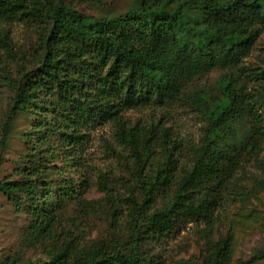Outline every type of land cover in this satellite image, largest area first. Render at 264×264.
Returning <instances> with one entry per match:
<instances>
[{"label": "trees", "instance_id": "1", "mask_svg": "<svg viewBox=\"0 0 264 264\" xmlns=\"http://www.w3.org/2000/svg\"><path fill=\"white\" fill-rule=\"evenodd\" d=\"M17 21L39 30V49L33 67L14 79L8 68L18 58L12 36ZM262 26L264 0H137L126 12L103 17L67 0H0V83L15 90L3 142L16 116L41 115L34 128L37 154L30 153L25 177L0 179V192L18 208L26 200L31 233L53 245L45 260L7 255L0 264H161L156 248L175 230L190 223L214 229L236 201L237 173L263 151L258 98L242 80ZM215 70L224 73L215 85L198 84ZM173 105L202 116L197 141L162 123L133 124L125 115ZM106 124L114 142L105 144L122 174L112 180L99 173L110 234L82 244L56 232L59 210L80 197L81 187L66 179L54 189L45 177L57 151L38 152L55 136L84 168L91 131ZM234 244L230 232L220 234L203 264H230Z\"/></svg>", "mask_w": 264, "mask_h": 264}, {"label": "rangeland", "instance_id": "2", "mask_svg": "<svg viewBox=\"0 0 264 264\" xmlns=\"http://www.w3.org/2000/svg\"><path fill=\"white\" fill-rule=\"evenodd\" d=\"M74 8L94 16H117L137 0H67ZM179 4V3H178ZM195 16L197 11L189 12ZM18 58L8 71L18 79L22 69L29 70L34 65V50L39 49V30L27 22L17 21L12 33ZM242 74L245 89L258 98V110L264 126V26L251 54L245 59ZM224 75L223 71L203 77L200 86L212 87ZM3 83V82H2ZM15 99V90L0 83V179L22 180L23 168L30 166V153L38 143L35 125L41 119L39 114H19L12 122V130L7 144L3 142L5 123L10 122V112ZM47 119L52 114L48 113ZM133 124L162 123L172 129L179 137L197 141L204 126L202 116L191 107L183 105L158 108H138L125 113ZM105 140L114 142L112 126L102 125L91 131L84 153V168L75 166V157L69 147H60L59 140L51 137V145L43 146L38 155L47 156L51 149L57 154L50 158L52 173L45 178L53 188L66 179L74 180L80 188V197L68 201L58 212L56 232H68L82 244H91L110 234L109 205L104 192L98 184L99 173L122 174L117 159L107 149ZM37 154V152L35 153ZM84 177L88 186L84 185ZM123 192V190H121ZM236 201L230 202L222 212L214 229L208 230L204 223H190L168 236L156 252L161 264H203L209 248L220 234L230 232L234 239V255L230 264H264V146L259 158L244 166L236 175L234 182ZM85 201V202H84ZM97 201L93 207L84 203ZM25 200L20 208L0 192V257L19 255L23 259L45 260L53 249L50 238H41L30 231L32 216L27 210Z\"/></svg>", "mask_w": 264, "mask_h": 264}]
</instances>
